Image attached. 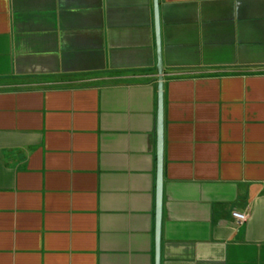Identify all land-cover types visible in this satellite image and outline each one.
<instances>
[{"label": "crops", "instance_id": "0c3cea01", "mask_svg": "<svg viewBox=\"0 0 264 264\" xmlns=\"http://www.w3.org/2000/svg\"><path fill=\"white\" fill-rule=\"evenodd\" d=\"M159 22L160 264H264V0ZM158 83L154 0H0V264H156Z\"/></svg>", "mask_w": 264, "mask_h": 264}, {"label": "water", "instance_id": "95a60500", "mask_svg": "<svg viewBox=\"0 0 264 264\" xmlns=\"http://www.w3.org/2000/svg\"><path fill=\"white\" fill-rule=\"evenodd\" d=\"M156 18V39L158 50V178H157V234L156 264H160V242L162 229V205L164 185V74L162 62V46L159 22V0H154Z\"/></svg>", "mask_w": 264, "mask_h": 264}, {"label": "built area", "instance_id": "2783aa9c", "mask_svg": "<svg viewBox=\"0 0 264 264\" xmlns=\"http://www.w3.org/2000/svg\"><path fill=\"white\" fill-rule=\"evenodd\" d=\"M233 216L237 220V223H239V224L245 223L248 219V213H246V212L234 211Z\"/></svg>", "mask_w": 264, "mask_h": 264}]
</instances>
